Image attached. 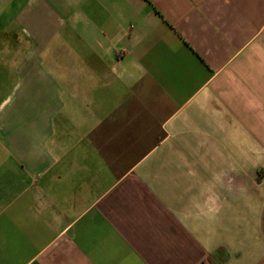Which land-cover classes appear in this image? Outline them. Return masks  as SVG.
Wrapping results in <instances>:
<instances>
[{
	"label": "crops",
	"instance_id": "0c3cea01",
	"mask_svg": "<svg viewBox=\"0 0 264 264\" xmlns=\"http://www.w3.org/2000/svg\"><path fill=\"white\" fill-rule=\"evenodd\" d=\"M0 264H264V0H0Z\"/></svg>",
	"mask_w": 264,
	"mask_h": 264
}]
</instances>
